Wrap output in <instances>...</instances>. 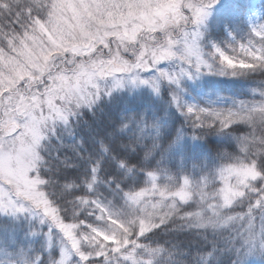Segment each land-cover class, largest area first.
<instances>
[{
  "label": "snow or ice",
  "instance_id": "snow-or-ice-1",
  "mask_svg": "<svg viewBox=\"0 0 264 264\" xmlns=\"http://www.w3.org/2000/svg\"><path fill=\"white\" fill-rule=\"evenodd\" d=\"M253 261L264 0H0V264Z\"/></svg>",
  "mask_w": 264,
  "mask_h": 264
},
{
  "label": "rangeland",
  "instance_id": "rangeland-1",
  "mask_svg": "<svg viewBox=\"0 0 264 264\" xmlns=\"http://www.w3.org/2000/svg\"><path fill=\"white\" fill-rule=\"evenodd\" d=\"M250 2L258 7L261 3V0H250Z\"/></svg>",
  "mask_w": 264,
  "mask_h": 264
},
{
  "label": "trees",
  "instance_id": "trees-1",
  "mask_svg": "<svg viewBox=\"0 0 264 264\" xmlns=\"http://www.w3.org/2000/svg\"><path fill=\"white\" fill-rule=\"evenodd\" d=\"M244 90L246 91L247 89H244ZM238 91H239V90H238ZM223 94H224V95H230V93H223ZM242 98H244V99H251L250 96L242 97ZM252 264H255V261H253Z\"/></svg>",
  "mask_w": 264,
  "mask_h": 264
}]
</instances>
